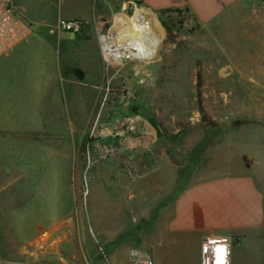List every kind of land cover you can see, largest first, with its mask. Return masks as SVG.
Segmentation results:
<instances>
[{"label":"rangeland","instance_id":"rangeland-1","mask_svg":"<svg viewBox=\"0 0 264 264\" xmlns=\"http://www.w3.org/2000/svg\"><path fill=\"white\" fill-rule=\"evenodd\" d=\"M110 3L100 43L126 7L129 14L147 8L134 0ZM17 4L47 31L62 8V0ZM151 13L164 38L150 63L124 58L114 67L101 48L98 56L78 60V52H59L54 35L53 64L64 87L58 92L50 84L38 96L61 98L62 108H50L51 118L39 124L0 126V264H109L101 223L117 214V204L128 214V187L159 176L151 171L165 154L183 180L198 175L208 145L246 118L245 106L264 98L246 91L251 62L240 59L254 28L202 25L185 10ZM261 75L264 81V70Z\"/></svg>","mask_w":264,"mask_h":264},{"label":"crops","instance_id":"crops-1","mask_svg":"<svg viewBox=\"0 0 264 264\" xmlns=\"http://www.w3.org/2000/svg\"><path fill=\"white\" fill-rule=\"evenodd\" d=\"M111 1L117 0H62L58 18L84 20L89 37H83L85 31L71 38L69 32L52 33L36 26L29 39L0 55V126L39 124L51 118L50 108H62L61 98L44 101L38 96L48 92V86L58 92L64 87L65 77L53 64L54 35L59 52H78V60L98 56V29L108 17ZM134 1L156 13L188 11L202 25L222 22L254 28L252 37L248 31L243 33L249 34L253 45L247 42L240 59L251 62L245 74L246 91L264 93V0ZM255 99V107L240 111L244 120L233 123L221 142L208 145L198 175L183 180L178 166L165 154L151 171L160 172L159 176L128 187V214L125 205L117 204V214L109 223H101L109 264H137L134 249L149 253L154 264H200L201 242L211 233L231 238V264H264V98ZM133 238L139 242H132Z\"/></svg>","mask_w":264,"mask_h":264},{"label":"built area","instance_id":"built-area-1","mask_svg":"<svg viewBox=\"0 0 264 264\" xmlns=\"http://www.w3.org/2000/svg\"><path fill=\"white\" fill-rule=\"evenodd\" d=\"M85 26L86 22L82 19L60 17L50 31L80 34ZM35 30L36 25L22 13L16 0H0V55L29 39ZM103 41L101 37V49L105 56ZM231 243L229 236L219 233L207 234L201 242L200 264H231ZM101 250L103 251V248ZM132 256L137 264H154L152 256L143 250L134 249Z\"/></svg>","mask_w":264,"mask_h":264},{"label":"bare ground","instance_id":"bare-ground-1","mask_svg":"<svg viewBox=\"0 0 264 264\" xmlns=\"http://www.w3.org/2000/svg\"><path fill=\"white\" fill-rule=\"evenodd\" d=\"M125 10L116 16L109 35L102 36L107 61L114 67L123 65L124 58L154 61L163 47L161 24L148 9H137L133 14L127 7Z\"/></svg>","mask_w":264,"mask_h":264},{"label":"water","instance_id":"water-1","mask_svg":"<svg viewBox=\"0 0 264 264\" xmlns=\"http://www.w3.org/2000/svg\"><path fill=\"white\" fill-rule=\"evenodd\" d=\"M146 9H148L149 11H151V12H152V10H150L149 8H146Z\"/></svg>","mask_w":264,"mask_h":264},{"label":"trees","instance_id":"trees-1","mask_svg":"<svg viewBox=\"0 0 264 264\" xmlns=\"http://www.w3.org/2000/svg\"><path fill=\"white\" fill-rule=\"evenodd\" d=\"M174 139V138H173Z\"/></svg>","mask_w":264,"mask_h":264}]
</instances>
